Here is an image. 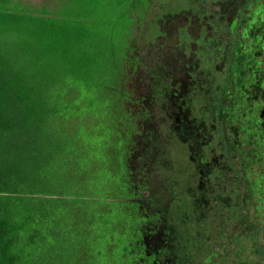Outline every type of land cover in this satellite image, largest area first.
<instances>
[{"label":"rangeland","instance_id":"374dc122","mask_svg":"<svg viewBox=\"0 0 264 264\" xmlns=\"http://www.w3.org/2000/svg\"><path fill=\"white\" fill-rule=\"evenodd\" d=\"M69 1L10 0V5L31 11L61 12L55 15H63L64 10L69 9ZM262 3L264 0H90L88 4L76 7L80 15L91 17L87 32L81 36L83 41L76 51L80 58V80L76 81L69 92L77 98L75 104L79 106L80 112H90L78 134L87 135L84 143L92 145V156L95 160H105L107 165L115 156L118 161L122 158L124 160V163L115 160L116 165L111 170L93 162L88 169L89 173H93L95 182L106 180L111 173L119 178L128 174L129 180L137 187L136 200L142 205L140 209H147L155 217L153 221L146 218L143 221L148 226L151 222L155 224L157 229L151 238L158 240L159 247L170 238L184 241L192 227L195 230L198 228L196 221L194 226L188 221V202L191 196L196 199L202 197L197 188H219L222 184L233 186L234 183H240V196L242 199L246 197L244 202L245 205H250L249 211L253 209L257 264H264V201H260L256 194L251 195L254 187L260 191L253 174V117L248 113L246 117L240 116L237 111V103H241L245 97L247 107L252 108L253 102L249 95L253 87H249V83L252 72L260 70L264 63V53L254 54L253 50L257 46L253 44V38H250L252 36L249 27L253 20H257V24L263 20ZM234 12L241 17L237 18L238 25L231 29L229 23L233 18L229 16ZM220 13L227 17H218ZM208 26L209 31L214 32L215 41L211 40L213 35H205ZM244 32L245 35H241L240 40L239 35ZM224 35L226 45L220 39ZM232 48L239 50L237 61L223 64V60L216 59L222 57L223 53L231 52ZM192 51L196 52L195 57L198 58L193 61L191 70L186 63ZM126 52L133 53L140 59V70L135 78L129 79L123 74L128 73L122 67ZM115 54L118 58L113 59ZM256 58L259 65L253 70ZM119 63L120 67L117 65ZM174 71L177 75V89L195 92L193 111L191 108L186 113L184 109L178 112L172 110L170 118L160 120L162 114L161 107L156 108L158 104L154 105L155 110L149 107L142 109V104L147 106L154 102L151 101L152 97H148L141 100L138 109L129 112L140 127L150 120L158 122L165 133H170L166 123L176 130V133L171 131L172 141L161 146L162 161L156 162L152 156L154 150L150 151L147 138L140 141L137 138L141 137H131L126 130L124 139L117 133L116 129L121 130L126 121V112H123L124 104L119 99V94L116 95L114 91L126 88L137 97L141 94L148 95L149 91L169 90L170 73ZM121 76L126 80L124 83ZM240 91H246L247 96ZM202 93L205 95L204 99ZM133 97L132 95L126 100L128 107V104L133 105ZM203 103L208 104L205 120L202 119L201 112ZM124 108L126 111L127 108ZM166 111L170 110L163 112ZM190 121L194 125L193 136L186 129ZM203 121L207 136L202 143L199 138ZM86 129L90 130L85 132ZM175 139L180 143L178 149L174 145ZM191 141L193 146L189 149ZM202 155L207 160L208 171L197 160ZM190 157L196 163H191ZM176 160H181L177 164V170H180V166L183 172L175 171ZM97 183L96 192L100 189ZM226 200L228 201L227 198ZM110 220L116 221L114 214L110 216ZM250 225L248 223L244 228H249ZM96 230L90 243V264H125L122 258L123 243L118 240L113 243L103 240L101 236H95L97 233L106 236V230L102 231L101 225H97ZM110 246L111 253L108 252ZM178 250V244H173L169 255L174 253L173 257L177 255L184 258L187 252ZM62 253L78 263V258L83 260L85 250L73 247ZM158 255L165 262L167 250ZM243 259L249 264V257Z\"/></svg>","mask_w":264,"mask_h":264},{"label":"trees","instance_id":"16d2710c","mask_svg":"<svg viewBox=\"0 0 264 264\" xmlns=\"http://www.w3.org/2000/svg\"><path fill=\"white\" fill-rule=\"evenodd\" d=\"M89 1L70 0L69 9L55 15L61 12L0 0V264H90L97 225L107 238L95 236L123 243L125 264H158L159 243L151 238L157 228L143 221L155 217L140 209L128 174L96 181V192L88 170L93 162L111 170L123 158L108 165L95 160L87 135L78 134L90 112H80L69 92L80 80L76 51L91 19L77 8ZM122 128L116 130L125 139ZM165 241L164 264L173 244L187 249L186 240ZM73 247L85 250L78 263L62 253ZM186 256L178 259L184 263Z\"/></svg>","mask_w":264,"mask_h":264},{"label":"flooded vegetation","instance_id":"af4514ba","mask_svg":"<svg viewBox=\"0 0 264 264\" xmlns=\"http://www.w3.org/2000/svg\"><path fill=\"white\" fill-rule=\"evenodd\" d=\"M256 1V0H255ZM261 8V7H260ZM259 10V9H258ZM222 13V12H221ZM219 14L218 17H227L224 14ZM225 13V12H223ZM262 13L264 14V3H262ZM229 17H232L233 20H231L230 28L234 29L238 24L237 18L241 17L240 15H236L234 12ZM261 18L264 20V15L261 16ZM261 20L259 24L256 22H251L249 24L250 27V37L253 38V44L257 46L256 50L254 51V54L257 53H264V21ZM210 22L208 21V24ZM213 27V26H212ZM208 31L205 32V35H213V31H209V26L207 27ZM232 34H234L232 32ZM245 35V32L240 34ZM219 37V35H218ZM224 35L221 39V43L225 42ZM242 36L239 37L241 40ZM211 40L215 41L216 38L214 35L212 36ZM233 39L230 41L232 42ZM226 45V42H225ZM209 46V45H207ZM238 49L232 48L231 52L229 53H223L222 57H216L218 60H223V64L226 62H235L238 60V57L240 54L238 53ZM176 54V53H175ZM196 52L192 51V54L190 56V59L188 63H186V66L189 67L191 70L193 69L194 63L197 58ZM133 53L127 54L126 61L123 63L122 67L125 68L126 72L123 73L126 74V76L130 78H135L138 71L140 70V59L138 57H135ZM253 62V70H256L259 65V61L257 58ZM261 63V62H260ZM174 66V64H173ZM144 71V70H143ZM122 72V71H121ZM192 74V73H191ZM118 77V76H117ZM119 79V77H118ZM128 79V80H129ZM121 80L126 81L122 76ZM177 75L175 71L173 73H170V89L165 91H156L147 92L148 95L141 94L135 97L134 93L130 92V90L119 89L117 91H114L116 95L120 96L119 99L122 100V103L124 104V107L127 108L125 111V108L123 107V112H126L125 116V123L123 124V128L125 131L127 130L128 134L131 137H141L137 138L140 139V141H143L147 138V142L145 140V143H147L149 146H151V152L154 150V153H152V156H154V160L157 162L162 161L161 154L162 147L164 143L171 140V131L174 130L172 125H168L166 123V128L170 130V133H165L161 125L158 122H151L150 120H147L148 123L145 125L143 124L142 127L138 125L136 120L129 114V112L135 108H139L141 106V100L152 97L151 101H154L153 103H150L149 105L145 106L142 104V109H146V107L152 108L155 110V104L156 108L158 109L161 107V114L159 119L165 120L167 118L171 117V111L174 110L175 112H178L179 110L184 109L185 113L189 110V108L193 111V100H194V91L189 92H183L177 89ZM253 83V84H252ZM249 87H253L252 93L249 95V99L253 102L252 108L247 107L245 98L242 99L241 103H237L238 107V113L240 116L244 115L246 117V114L248 113L250 116L253 117V144H254V155H253V165L255 166L254 172L255 175V182L256 186L260 189V191L257 188H253V194L257 195V198L260 201H264V63L262 64V68L260 70L252 72L251 81L249 83ZM248 87V88H249ZM246 88V90L248 89ZM158 92V93H157ZM241 94H244L247 96L246 91H240ZM202 93V98H205V95ZM134 99H131V103L133 105H129V107L126 104V100L130 99L132 97ZM166 109H169L170 111H165ZM250 110V111H249ZM163 112V113H162ZM201 112H202V119H206V115L208 112V104L203 103L201 106ZM164 115V116H163ZM225 116H228L224 112ZM146 123V122H145ZM183 123H181L182 125ZM202 124V130L200 132V138L199 140L203 142L206 141L207 136V128L204 126V121ZM198 126V123L196 124ZM187 131L190 132V135H194V125L193 122L190 121V125H186ZM138 130V132L136 131ZM148 130V132H147ZM154 130V132H153ZM158 131V134L156 133ZM176 133V130H174ZM187 133V132H186ZM137 135V136H136ZM172 141V140H171ZM192 142V141H191ZM143 143V142H142ZM174 145L178 149L180 148V143L177 139L174 140ZM190 146H193V142L190 143ZM232 149L231 147H229ZM177 149L175 150V153L177 152ZM156 152V154H155ZM155 154V155H154ZM153 158V157H152ZM178 159V158H177ZM151 160V159H150ZM150 160L148 162H150ZM191 163H194V158H191ZM202 168L206 171H208V163L207 160L203 159V155L199 156L197 159ZM176 172L182 171L183 168L179 166L180 170L178 169V162H181V160H176ZM196 163V162H195ZM146 168V167H145ZM190 169V164H189ZM186 170L188 171V168L186 166ZM223 172V170L221 171ZM220 174V173H219ZM239 187L240 183H234L233 186L229 185L226 186V184H222V187L215 188V187H209L205 186L203 188H197L200 193L202 194V197L199 199H196L193 195L191 196L190 201L188 202V221L191 222L192 226H194L195 221L198 223V228L195 230L192 227V231L190 234H187L186 237V261L184 263L181 262V260L178 259L177 255L176 257H173V254H170L169 261L167 263L169 264H247V261L243 258L249 257V264H257V256H258V250H257V237L255 233V226L253 227V209L249 211L250 205L246 204L244 199L241 198V193H239ZM259 191V192H258ZM247 193V192H246ZM249 194V193H248ZM248 196V195H247ZM228 199V201L226 200ZM251 224L249 228H244L247 226L248 223ZM256 223V222H255ZM231 228L233 229L231 231ZM194 229V231H193ZM197 233V234H195ZM163 246L158 245L157 250L155 251V256L157 258L158 264H164L161 261V258L158 254H160L162 251L161 248ZM176 254V253H175ZM167 260V259H166Z\"/></svg>","mask_w":264,"mask_h":264}]
</instances>
